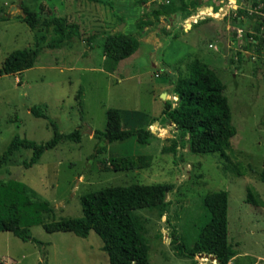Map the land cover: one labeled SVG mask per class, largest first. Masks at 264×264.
Instances as JSON below:
<instances>
[{
	"label": "rangeland",
	"instance_id": "1",
	"mask_svg": "<svg viewBox=\"0 0 264 264\" xmlns=\"http://www.w3.org/2000/svg\"><path fill=\"white\" fill-rule=\"evenodd\" d=\"M254 1L252 7L250 0H186V13L153 19L150 6H179L183 1L0 0V67L11 50L32 46L36 33H45L30 68L0 75V154L15 134L37 142L52 137L48 120L30 113L33 104L46 107L60 132L81 130L79 142L60 141L28 168L23 160L30 150L16 151L0 166V180L16 178L26 183L51 202L56 219L80 216L79 196L89 190L132 182L169 183L165 192L169 203L163 212L135 211L144 224L152 264L214 263L210 255H181L172 238L191 243L204 214L202 197L225 189L227 239L236 249L228 264H264V182L259 178L264 167V48L252 37L264 36V24L259 23L264 21V0ZM23 7L43 17H64L77 25L78 34H69L59 47H49L55 37L52 28L31 30L22 20ZM141 18L151 19L152 24L136 29L135 22ZM119 27L136 35L138 47L107 72L102 42L105 34ZM194 59L206 62L224 84L236 129L226 157L191 153L185 143H176L175 151L162 152L163 146L174 144L173 125L149 128L156 124L153 119L164 99L171 97L172 80L186 75ZM109 107L141 110V126L153 135L148 143L135 138L113 141L98 157L149 154L148 167L102 170L89 158L95 140L92 131L104 127ZM235 162L245 167L243 174L231 170ZM249 186L262 206L245 201ZM29 233L41 243L0 231V264H108L102 240L93 230L81 237L71 231L48 232L34 224Z\"/></svg>",
	"mask_w": 264,
	"mask_h": 264
},
{
	"label": "trees",
	"instance_id": "2",
	"mask_svg": "<svg viewBox=\"0 0 264 264\" xmlns=\"http://www.w3.org/2000/svg\"><path fill=\"white\" fill-rule=\"evenodd\" d=\"M186 0H180V2ZM179 6L161 4L150 6L153 19L186 13V2ZM257 2L250 0V6ZM264 11V4L261 10ZM22 20L34 32L52 28L55 37L47 43L49 47H59L69 34H78L77 25L68 23L61 16H39L36 12L22 8ZM240 12L241 8L238 7ZM259 23L264 24V21ZM152 24L151 19H138L136 29ZM34 44L11 50L3 59L0 75L19 73L30 68L42 49L45 33L35 35ZM257 44L264 48V36H252ZM138 38L134 33L116 30L105 34L102 42L103 69L112 72L118 62L131 55L138 47ZM224 84L215 71L206 62L194 59L188 64L186 75H177L171 82L170 94L176 99L166 98L160 113L154 117L156 125L174 127V144L162 147L175 151V144H186L191 153H217L226 157L225 152L231 150L230 138L236 133L231 123V111ZM34 117L48 120L53 135L51 138L37 142L33 139L12 136L0 154V166L9 162L12 155L20 149L30 150L28 159L23 166L28 168L36 163L42 153L54 148L62 140L79 142L80 128L69 132H60L57 124L46 113L42 104L30 106ZM143 112L138 109H117L109 107L105 110V125L102 129L92 131L95 139L89 158L96 160L102 170L123 171L145 168L150 165L151 155L137 153L120 156L98 157L106 151L113 141L135 138L140 143H148L153 132L141 126ZM236 174H243L245 167L235 162L231 168ZM259 178L264 182V167L259 171ZM169 183L111 184L95 190L86 191L79 196L82 207L80 216L55 218L54 206L40 196L34 189L16 178L0 180V231H11L22 240H31L37 244L41 241L31 237L29 227L40 224L48 232L71 231L84 237L89 230L95 231L102 240L108 264H152L150 247L145 236L144 224L135 213L138 209H158L163 212L169 201L165 192ZM245 201L253 205H263V201L252 187H247ZM204 214L196 224V235L187 244L179 236H174L177 251L186 257L193 258L196 254L213 256L214 264H228L236 254V249L227 239V191L211 190L202 197ZM174 231V230H173ZM161 234H158V237ZM39 264V262L37 263Z\"/></svg>",
	"mask_w": 264,
	"mask_h": 264
},
{
	"label": "built area",
	"instance_id": "3",
	"mask_svg": "<svg viewBox=\"0 0 264 264\" xmlns=\"http://www.w3.org/2000/svg\"><path fill=\"white\" fill-rule=\"evenodd\" d=\"M161 1H162V0H161ZM170 98L173 99V100H175L177 97H176V95L172 94ZM153 126L156 127L157 125H156V124H151V125L149 126V128L152 129Z\"/></svg>",
	"mask_w": 264,
	"mask_h": 264
},
{
	"label": "crops",
	"instance_id": "4",
	"mask_svg": "<svg viewBox=\"0 0 264 264\" xmlns=\"http://www.w3.org/2000/svg\"><path fill=\"white\" fill-rule=\"evenodd\" d=\"M175 15H176V14H175ZM176 16H177V15H176ZM179 16H180V15H179ZM196 22H197V21H196ZM152 37H153V38H151V39H152V42L154 43V41H156V40H155V37H156V36H154V35H153ZM138 40H139V39H138ZM219 44L221 45V44H222V42L220 41V43H219ZM171 95H172V94H171ZM213 264H214V263H213Z\"/></svg>",
	"mask_w": 264,
	"mask_h": 264
},
{
	"label": "water",
	"instance_id": "5",
	"mask_svg": "<svg viewBox=\"0 0 264 264\" xmlns=\"http://www.w3.org/2000/svg\"><path fill=\"white\" fill-rule=\"evenodd\" d=\"M120 28L121 27H119V30H120ZM161 97L164 98L165 97V93H161ZM200 255H202V254H200ZM211 257H212V259H214L213 256H211Z\"/></svg>",
	"mask_w": 264,
	"mask_h": 264
},
{
	"label": "bare ground",
	"instance_id": "6",
	"mask_svg": "<svg viewBox=\"0 0 264 264\" xmlns=\"http://www.w3.org/2000/svg\"><path fill=\"white\" fill-rule=\"evenodd\" d=\"M79 182V181H78Z\"/></svg>",
	"mask_w": 264,
	"mask_h": 264
}]
</instances>
